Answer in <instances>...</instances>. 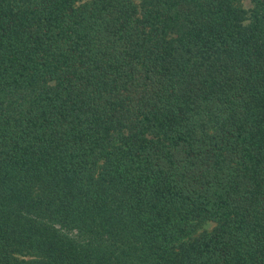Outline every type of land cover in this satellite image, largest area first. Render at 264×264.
<instances>
[{
	"label": "trees",
	"instance_id": "obj_1",
	"mask_svg": "<svg viewBox=\"0 0 264 264\" xmlns=\"http://www.w3.org/2000/svg\"><path fill=\"white\" fill-rule=\"evenodd\" d=\"M0 0V264H264V0Z\"/></svg>",
	"mask_w": 264,
	"mask_h": 264
},
{
	"label": "rangeland",
	"instance_id": "obj_2",
	"mask_svg": "<svg viewBox=\"0 0 264 264\" xmlns=\"http://www.w3.org/2000/svg\"><path fill=\"white\" fill-rule=\"evenodd\" d=\"M243 6L246 10H251L253 8V4H252L251 0H244Z\"/></svg>",
	"mask_w": 264,
	"mask_h": 264
}]
</instances>
